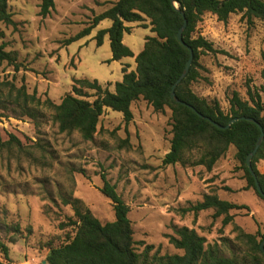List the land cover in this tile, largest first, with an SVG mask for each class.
<instances>
[{
	"label": "rangeland",
	"instance_id": "1",
	"mask_svg": "<svg viewBox=\"0 0 264 264\" xmlns=\"http://www.w3.org/2000/svg\"><path fill=\"white\" fill-rule=\"evenodd\" d=\"M109 1L113 0H55L54 10L42 18L39 0H8L14 26L0 22V45L14 54L18 70L3 63L0 79L14 80L16 86L23 83L28 93L36 91L41 100L49 98L56 104L70 92L74 77L114 83L120 64L111 60L108 37L100 47L94 39L110 21L67 47L63 44ZM145 22L124 34V42L135 52L146 35H153L143 28ZM196 34L216 51L200 56L199 78L191 85L196 95L216 100L224 112L233 93L245 100L248 90H258L264 101V21L248 22L239 13L223 22L205 13ZM132 110L135 120L128 124L127 133L122 115L105 111L92 142L82 141L76 132L59 133L49 109L39 127L27 117H0V144L9 136L21 143L17 146L11 140L0 146V264H46L47 245L58 246L74 232L67 226L73 211L65 201L79 199L101 223L113 221L112 202L99 191L101 174L129 207L137 253L150 246L149 256L182 254L169 238L183 226L204 237L206 246L217 243L222 256L244 250L234 241L232 224L254 234L264 226V201L253 190L243 189L234 148H228L212 172L179 164L169 165L165 172L162 159L170 148V110L154 112L142 100L135 101ZM259 166L264 171V160ZM208 193L245 205L248 211L232 210L233 223L224 227L222 217L213 219L211 210L184 212Z\"/></svg>",
	"mask_w": 264,
	"mask_h": 264
},
{
	"label": "trees",
	"instance_id": "2",
	"mask_svg": "<svg viewBox=\"0 0 264 264\" xmlns=\"http://www.w3.org/2000/svg\"><path fill=\"white\" fill-rule=\"evenodd\" d=\"M39 16L46 18L54 10L55 0H39ZM177 9L170 0H117L98 15H94L88 24L73 36L65 39L63 44H70L90 35L91 31L103 20L111 21L110 27L99 30L94 37L96 46L102 45L105 35L108 36L111 60L133 57L132 51L123 44L124 33H130L126 23L148 21L143 28H150L154 36L146 37L143 49L135 56V69L123 68L120 82H116L113 91L103 88L96 80L73 79L70 92L66 93L58 104L49 98L41 100L36 91L28 93L22 83L16 86L14 80L0 79V117H27L39 127L44 111H51L50 121L59 133L76 132L84 142H92L97 133V126L106 110L120 113L125 132L133 120L131 105L138 100L144 101L154 112L170 110L171 139L169 151L162 159V165L179 164L181 167H203L212 171L218 160L224 156L229 147L235 150L234 159L243 172L244 190H253L264 201L255 186L250 174L246 157L254 149L260 135L259 127L246 120L232 124L221 130L210 122L200 118L197 113L211 119L221 126L237 117L253 118L264 132V101L258 90L247 91L243 100L233 93L229 100V109L224 112L216 100H208L196 95L191 89L192 83L199 78L198 62L201 55L215 53L213 46L205 38L196 34V27L205 13L215 15L218 20L226 22L231 14H242L248 21H264L263 0H174ZM183 13V16L181 15ZM186 20L183 31V42L192 50L193 60L186 77L176 86V97L193 107L196 112L185 105L177 104L171 99L173 84L183 72L190 53L177 39V32ZM0 22L14 26L8 0H0ZM3 63L18 70L16 58L12 52L0 45V67ZM264 82V70L261 72ZM264 94V87L261 88ZM21 143L13 136L7 142ZM128 143V137L124 140ZM264 160V141L251 160V167L264 193V171L259 164ZM99 191L112 202L114 220L101 223L88 207L74 198L65 205H71L73 217L68 225L74 230L65 241L53 246L47 245L46 264H264V254L259 244L264 239V226H258L254 234L246 233L233 223L232 210L248 211L245 205L221 200L214 193L203 195L200 202L186 208L184 212L197 214L211 210L212 218L222 217V226L233 225L236 232L234 241L243 246L231 257L219 253L217 243L206 246V240L194 229L175 228L169 243L182 254L149 256L152 249L147 246L142 253L134 247L133 230L128 218L129 207L122 201L104 174ZM227 189V188H226ZM17 230V228H15ZM3 248L5 259L7 249Z\"/></svg>",
	"mask_w": 264,
	"mask_h": 264
},
{
	"label": "water",
	"instance_id": "3",
	"mask_svg": "<svg viewBox=\"0 0 264 264\" xmlns=\"http://www.w3.org/2000/svg\"><path fill=\"white\" fill-rule=\"evenodd\" d=\"M170 2H171V3L174 5V7L177 9V3H176L174 0H170ZM181 15L183 16V13H181ZM186 24H187V23H186V20L184 19V20H183V24H182V26L179 28V30H178V32H177V39H178V41H179L183 46H185V47H187V46H186L185 43L183 42L182 34H183V31H184L185 28H186ZM187 48H188V50H189L190 56H189V59H188L187 62H186V65H185V68H184L183 72L181 73V75L179 76V78L176 80V82H175V83L173 84V86H172V89H171V99H172L175 103H177V104H181V105H185V106H187L188 108H190L191 110H193L194 112H196L195 109H194L193 107H191V106L187 105L186 103L180 101V100L176 97V95H175V88H176V86H177V85H178V84H179V83H180V82L186 77V75L188 74L189 69H190V67H191V64H192V60H193L192 50H191L189 47H187ZM197 115H198L200 118H202V119H204V120L210 122L213 126H215V127L218 128V129H221V130L228 129L232 124H234L235 122L240 121V120H246V121H249V122H251V123L256 124V125L259 127V129H260V135H259V137H258V139H257V142H256V144H255L254 149H253V150L247 155V157H246V165H247V168H248L250 174H251L252 177L254 178V182H255V186H256V190H257L258 194H259L262 198H264V193L262 192V189H261V187H260V185H259V182H258V180H257V178H256V176H255V174H254V172H253V169H252V167H251V160H252L253 156L256 154L257 150L259 149V147L261 146V144H262L263 141H264V132H263L261 126H260V125H259V124H258L253 118H246V117H237V118H233V119H231V120L227 123L226 126H221V125H219L218 123L212 121L211 119H209V118H207V117L201 115L200 113H197ZM259 248H260L261 252L264 254V239H263L262 242L259 244ZM43 263H45V261H44Z\"/></svg>",
	"mask_w": 264,
	"mask_h": 264
},
{
	"label": "crops",
	"instance_id": "4",
	"mask_svg": "<svg viewBox=\"0 0 264 264\" xmlns=\"http://www.w3.org/2000/svg\"><path fill=\"white\" fill-rule=\"evenodd\" d=\"M117 0H113V1H109L107 4H108V6H105V9L104 10H106L108 7H110L111 6V4L112 3H114V2H116ZM55 2V1H54ZM103 10V11H104ZM102 11V12H103ZM101 12V13H102ZM100 14V13H99ZM96 15H98V14H96ZM103 21H105V20H103ZM103 21H101V22H103ZM109 21V20H108ZM100 22V23H101ZM111 22V21H110ZM100 23L97 25V27L100 25ZM144 23V22H143ZM146 24L148 23V21H146L145 22ZM138 23H126L125 24V26H127V27H129L130 28V30H131V32L134 30V28H135V26L137 25ZM111 25V24H110ZM96 27V28H97ZM108 27H110V26H108ZM108 27H106V28H108ZM133 27V28H132ZM106 28H103V29H106ZM147 29H149L150 30V28L148 27ZM94 30V29H93ZM92 30V31H93ZM102 30V29H101ZM91 31V32H92ZM125 34V33H124ZM153 34V33H152ZM151 36H154V34L153 35H146L145 37H144V39H143V43H142V46H140V48H139V50L137 51V52H135V51H133L132 49H131V47L129 46V45H127L125 42H124V35H123V44L126 46V47H128L131 51H132V53H133V57H126V58H122V59H120V60H118V62H119V64H120V74H119V76L116 78V81L113 83V82H108V83H106V84H101V83H99L97 80V82H98V84L100 85V86H102L103 88H105L106 86H104V85H108V84H110L111 85V87H109L108 89L110 90V91H113V86H114V84L116 83V82H120L121 80H122V76H123V72H122V70H123V68H127V71L129 72V71H132V70H134L135 69V63H134V58H135V56L143 49V45H144V42H145V38L146 37H151ZM105 37H108L107 35H105L104 36V38ZM85 38V37H84ZM104 38H103V42H104ZM109 40V39H108ZM103 42H102V44H103ZM95 44H96V41H95ZM102 46V45H101ZM67 47V46H66ZM100 47V46H99ZM75 58V56H72L71 57V59L72 58ZM111 57H112V54H111ZM77 61V60H76ZM74 79H87V78H75L74 77ZM88 80H90V81H93V80H91V79H88ZM54 85V84H53ZM144 102V101H143ZM56 104V103H55ZM134 104V103H133ZM132 104V105H133ZM132 105H131V112H132V114H133V120H135V116H134V113H133V110H132ZM106 111H110V110H106ZM167 168L165 169V172H168L171 168H170V166H166ZM202 167H199V169H201ZM213 170V169H212ZM210 172H212V171H210ZM192 176V175H191ZM245 186V185H244ZM201 201V200H200ZM200 201H198V202H200Z\"/></svg>",
	"mask_w": 264,
	"mask_h": 264
}]
</instances>
